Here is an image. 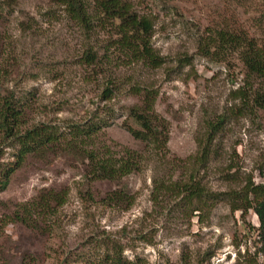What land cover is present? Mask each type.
Segmentation results:
<instances>
[{
    "label": "rangeland",
    "instance_id": "374dc122",
    "mask_svg": "<svg viewBox=\"0 0 264 264\" xmlns=\"http://www.w3.org/2000/svg\"><path fill=\"white\" fill-rule=\"evenodd\" d=\"M127 1L153 23L151 45L163 58L158 67L124 52L110 23L94 21L87 29L56 0H13L11 6L0 0V100L11 93L21 102L23 127L42 122L68 132L71 123L95 118L101 124L96 141L113 155L131 149L143 155L139 170L120 180L132 196L127 209L101 202L117 185L89 180L84 161L66 151L65 138L45 157L28 155L0 191V264H20L23 255L36 264H94L103 236L120 241L123 256L139 257L138 264H264V214L261 220L256 208L232 210L242 204L248 182L264 183V110L244 108L238 95L247 81L253 91L255 79L234 51L200 49L208 27L240 28L263 43L264 0ZM87 46L105 53L104 72L83 62ZM109 77L115 86L105 98ZM133 85L157 91L154 111L168 123V156L177 165L167 168L128 131L139 128L129 115L140 101ZM219 120L197 176L223 196L200 217L172 191L160 190L153 199L157 182L188 178L197 140L208 122ZM16 150L0 131V164L13 161ZM49 189L67 192L53 215L39 218L49 230L14 221L19 204ZM230 191L238 199L226 195Z\"/></svg>",
    "mask_w": 264,
    "mask_h": 264
},
{
    "label": "trees",
    "instance_id": "16d2710c",
    "mask_svg": "<svg viewBox=\"0 0 264 264\" xmlns=\"http://www.w3.org/2000/svg\"><path fill=\"white\" fill-rule=\"evenodd\" d=\"M13 0H4L7 6L12 5ZM65 6V11L74 20L89 29L94 21L98 23H110L111 28L119 35L120 48L127 52L135 61H141L150 67H158L163 58L153 49L151 36L153 23L148 16L139 15L127 0H56ZM97 26V25H95ZM207 35L201 45L204 54L211 50L222 52L232 50L238 56L246 68L251 79H255V89L245 87L238 90V95L244 108L249 106L264 110V42L260 43L253 35L240 28L224 29L207 28ZM107 57L99 54L97 47L87 46L82 55L83 62L89 65H99L100 71L104 72ZM102 65H101V64ZM102 96L110 98L115 86L110 77L106 81ZM133 95L140 99L139 103L129 109V115L139 126L134 129L128 126V131L135 139H140L144 146L151 150L153 157L164 164L167 168L178 163L169 159L167 151V125L166 120L154 111L157 91L152 87L133 85ZM10 96V97H9ZM23 111L21 102L14 99L9 93L0 100V131L5 140L13 139L17 146L15 159L5 164H0V191L5 189L10 177L15 170L21 167L22 162L28 155L45 157L46 152H55L60 148L59 142L65 138L67 152L76 155L84 161L89 180L113 182L117 187L107 192L100 200L103 204L114 205L119 209L129 208L132 200L127 195L124 186L120 185L121 179L135 170H139L143 155L136 150L126 151L125 155H113L106 145L96 141L101 124L89 119L83 123H71L69 130H60V126L49 123H39L31 127H23ZM219 120L216 123L208 122L204 137L197 140L198 152L191 156V172L187 179H174L159 181L154 187L152 198L155 199L160 190L172 191L178 196L181 206H186L191 214L200 217V212L210 209L216 200L223 196V192H215L205 186L197 176L198 170L205 167L211 154L212 132L218 129ZM22 128V129H21ZM183 162V160H182ZM186 166V165H185ZM195 176H197L195 178ZM241 197L237 192H227L226 195L233 199L240 198L242 204L232 207V210L242 211L248 208H256L255 212L262 220L264 214V183L248 182L241 191ZM67 192L63 190L49 189L40 192L32 202L19 204L14 209L12 216L14 221L20 222L32 230H49V225L41 224L45 217L53 215L58 207L63 205ZM145 238L144 236L140 237ZM103 253L94 264H138L139 257L131 261L123 256L125 245L117 239L103 236L101 240ZM20 264H36L33 258L22 256Z\"/></svg>",
    "mask_w": 264,
    "mask_h": 264
}]
</instances>
